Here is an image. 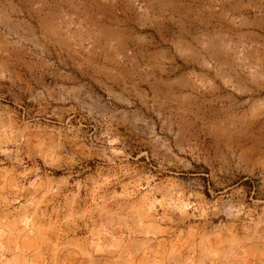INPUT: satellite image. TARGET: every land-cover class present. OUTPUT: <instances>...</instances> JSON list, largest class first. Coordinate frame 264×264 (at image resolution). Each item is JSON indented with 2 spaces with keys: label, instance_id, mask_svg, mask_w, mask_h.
<instances>
[{
  "label": "rangeland",
  "instance_id": "1",
  "mask_svg": "<svg viewBox=\"0 0 264 264\" xmlns=\"http://www.w3.org/2000/svg\"><path fill=\"white\" fill-rule=\"evenodd\" d=\"M245 1L149 52L143 0H0V264H264Z\"/></svg>",
  "mask_w": 264,
  "mask_h": 264
},
{
  "label": "crops",
  "instance_id": "2",
  "mask_svg": "<svg viewBox=\"0 0 264 264\" xmlns=\"http://www.w3.org/2000/svg\"><path fill=\"white\" fill-rule=\"evenodd\" d=\"M146 5L149 7L146 8L150 10L151 16L149 20V25L144 21L143 26L150 28V36H157L161 40V43H157V47L152 49L149 52H160L166 50L168 47L167 44L170 43L171 39L175 35H182L181 32L188 31L190 33L191 21L189 19H193L184 14V8H188V11L192 8L200 6V8H205L208 11L207 17H198L202 23V27H198L199 31H202V34H205V30H207L206 25L209 26V29H213L216 32V28L220 30V21L224 19V16L221 11V6L223 4L229 5V8H226V12L224 15H229V21L232 19L237 20V8L236 6L240 3H243V0H197V3L194 1L187 0H143ZM246 9L240 17V20L245 21V25L247 26V32L250 34L259 35L257 32L259 29L264 31L263 19L264 13H254L250 11V0H246ZM244 2V3H245ZM251 4H254V0H251ZM195 6V7H191ZM217 6V7H216ZM143 10L141 9V12ZM154 18V22H153ZM208 20V21H207ZM261 21L262 25L259 24ZM216 25H218L216 27ZM257 30V31H256Z\"/></svg>",
  "mask_w": 264,
  "mask_h": 264
}]
</instances>
